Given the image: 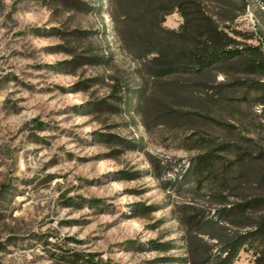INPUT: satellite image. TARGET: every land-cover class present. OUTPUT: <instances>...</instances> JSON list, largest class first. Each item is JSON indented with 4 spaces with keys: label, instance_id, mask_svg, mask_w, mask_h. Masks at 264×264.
<instances>
[{
    "label": "rangeland",
    "instance_id": "374dc122",
    "mask_svg": "<svg viewBox=\"0 0 264 264\" xmlns=\"http://www.w3.org/2000/svg\"><path fill=\"white\" fill-rule=\"evenodd\" d=\"M245 1L226 32L264 49V0ZM115 13V0H0V264H192L194 243L217 241L207 231L246 229L221 220L239 202H264L263 106L154 86ZM183 21L175 10L163 24ZM223 137L263 149L231 171L232 188L221 165L201 182L192 169L199 139ZM221 200L232 208L218 212ZM233 264H264V247L246 243Z\"/></svg>",
    "mask_w": 264,
    "mask_h": 264
},
{
    "label": "trees",
    "instance_id": "16d2710c",
    "mask_svg": "<svg viewBox=\"0 0 264 264\" xmlns=\"http://www.w3.org/2000/svg\"><path fill=\"white\" fill-rule=\"evenodd\" d=\"M115 5L114 18L120 46L139 61L142 77L150 79L154 86L161 85L162 80L190 87L200 85L201 90L195 91V94L203 102L216 100L224 103L243 99L262 105L264 111V49L261 44L236 40L225 29L227 21L236 19L246 9L245 0H115ZM175 10L182 14L184 21L179 29L167 28L163 24L165 17ZM220 75L222 79H219ZM119 90L114 89V92ZM223 112L224 115L229 114L227 110ZM201 139L198 143L200 151L192 163V169L199 177L198 182L203 181L206 175H217L216 167L221 165V185L232 188L231 171H239L241 160L247 155L263 151L262 148L252 149L240 144L239 139L223 137L219 143L213 138L205 139L204 143ZM231 153L236 156L230 157ZM1 190L0 195H5L7 185ZM220 203L223 206L218 212L232 208L226 200ZM263 203L262 195L239 202L241 212L233 218L221 220L246 229L207 231L210 238L217 241L210 244L201 239L202 242L194 243L190 253L192 259L188 256L184 261H191L192 264H233L246 243L259 241L264 247V213L255 215L247 212L249 208ZM211 221L202 215L196 224L204 226ZM221 227L227 228L224 225ZM165 245L160 243L153 247Z\"/></svg>",
    "mask_w": 264,
    "mask_h": 264
}]
</instances>
